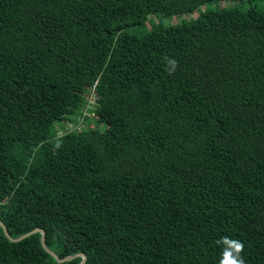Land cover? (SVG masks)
Listing matches in <instances>:
<instances>
[{
	"label": "trees",
	"instance_id": "1",
	"mask_svg": "<svg viewBox=\"0 0 264 264\" xmlns=\"http://www.w3.org/2000/svg\"><path fill=\"white\" fill-rule=\"evenodd\" d=\"M205 1L0 0V221L76 255L0 264H264V0Z\"/></svg>",
	"mask_w": 264,
	"mask_h": 264
},
{
	"label": "clouds",
	"instance_id": "2",
	"mask_svg": "<svg viewBox=\"0 0 264 264\" xmlns=\"http://www.w3.org/2000/svg\"><path fill=\"white\" fill-rule=\"evenodd\" d=\"M165 62L169 66V74H174L176 68L178 67V62L175 59L167 57L165 58ZM89 99L90 104H92L94 101H92V98ZM216 243L219 245H223L222 256L219 264H246L245 259L242 255V253L244 252V243L242 241H240L239 239L224 236L217 240Z\"/></svg>",
	"mask_w": 264,
	"mask_h": 264
},
{
	"label": "rangeland",
	"instance_id": "3",
	"mask_svg": "<svg viewBox=\"0 0 264 264\" xmlns=\"http://www.w3.org/2000/svg\"><path fill=\"white\" fill-rule=\"evenodd\" d=\"M253 2L255 0H243V1H234V0H209L205 1L202 4H200L195 10L191 11L190 13H184V14H179V15H171V16H166V17H160V16H155L151 17L153 20H164L166 23H175L179 22L180 20L183 19H189L192 17H195L198 13V11L203 10L205 8H220V7H237L244 9L248 6H253ZM87 107V105H86ZM100 129L104 128V124L99 125Z\"/></svg>",
	"mask_w": 264,
	"mask_h": 264
},
{
	"label": "water",
	"instance_id": "4",
	"mask_svg": "<svg viewBox=\"0 0 264 264\" xmlns=\"http://www.w3.org/2000/svg\"><path fill=\"white\" fill-rule=\"evenodd\" d=\"M0 226H1V228L3 229V232H4L5 236H6L10 241H18L19 239L23 238L24 236H26V235H28V234H31V233H33V232H40V234H41V244H42L43 248H44L49 254H51V255H52V256H53L58 262H62V261H64V260H66V259H70V258L76 256V255H70V256H66V257H64V258H59V257L56 255V253H55L54 251L50 250V249L46 246V244H45V239H44V231H43L42 229H40V228H36V229H34V230H32V231H30V232H28V233H26V234H23V235H21V236H19V237H17V238H12V237L9 236V234H8V232H7V228L5 227V225H4L1 221H0ZM58 230H59V229H56V230H55V233H56ZM77 255H79V256L82 257V260H81V262H80L79 264H83V263H84V260H85V255L82 254V253H78Z\"/></svg>",
	"mask_w": 264,
	"mask_h": 264
}]
</instances>
